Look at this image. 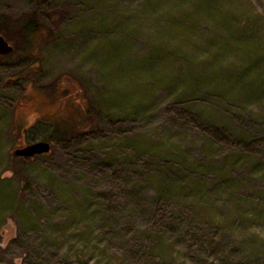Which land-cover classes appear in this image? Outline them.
Here are the masks:
<instances>
[{"label": "rangeland", "instance_id": "obj_1", "mask_svg": "<svg viewBox=\"0 0 264 264\" xmlns=\"http://www.w3.org/2000/svg\"><path fill=\"white\" fill-rule=\"evenodd\" d=\"M3 13L0 264H264V0Z\"/></svg>", "mask_w": 264, "mask_h": 264}, {"label": "water", "instance_id": "obj_2", "mask_svg": "<svg viewBox=\"0 0 264 264\" xmlns=\"http://www.w3.org/2000/svg\"><path fill=\"white\" fill-rule=\"evenodd\" d=\"M13 45L0 33V54L8 53ZM51 148V142L45 139H39L17 146L13 153L17 156H32L34 154L46 153Z\"/></svg>", "mask_w": 264, "mask_h": 264}, {"label": "trees", "instance_id": "obj_3", "mask_svg": "<svg viewBox=\"0 0 264 264\" xmlns=\"http://www.w3.org/2000/svg\"><path fill=\"white\" fill-rule=\"evenodd\" d=\"M34 16L35 15L33 13L29 14V17H27L24 21H21L18 18H12L11 16L6 15L4 13L0 14V21L3 23V27L0 28V33H4L9 28L18 27L20 29L19 31L22 33V36H24L25 39L28 41L32 33L37 31L39 27L38 22L35 21L36 16L35 17ZM13 29H16V28H13ZM28 42H32V41L29 40ZM61 135L64 136L63 131L57 132L54 136H61Z\"/></svg>", "mask_w": 264, "mask_h": 264}, {"label": "flooded vegetation", "instance_id": "obj_4", "mask_svg": "<svg viewBox=\"0 0 264 264\" xmlns=\"http://www.w3.org/2000/svg\"><path fill=\"white\" fill-rule=\"evenodd\" d=\"M48 141H50V140H48ZM51 142V141H50ZM34 155H37V154H34ZM34 155H32V156H34ZM21 157H31V156H21Z\"/></svg>", "mask_w": 264, "mask_h": 264}]
</instances>
